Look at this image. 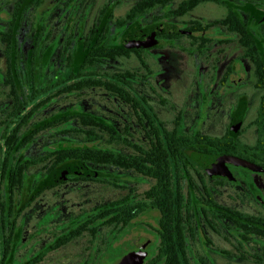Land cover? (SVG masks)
I'll list each match as a JSON object with an SVG mask.
<instances>
[{
	"label": "flooded vegetation",
	"instance_id": "1",
	"mask_svg": "<svg viewBox=\"0 0 264 264\" xmlns=\"http://www.w3.org/2000/svg\"><path fill=\"white\" fill-rule=\"evenodd\" d=\"M176 2L132 20L126 17L128 9L121 15V0H0V264H112L131 251L146 252L140 264H149L163 260L160 248L165 243L176 247L170 260L221 264L216 256L227 252L215 239L228 241L223 234L228 231L230 245L237 242L238 212L264 216L263 51L259 46L258 72L253 48L243 46L227 20L223 22L225 7L208 3L224 9L221 17L211 18L200 13L207 4L174 14ZM145 15H151L148 22ZM241 17L253 37L252 17ZM217 25L224 28L219 37L214 35ZM79 34L84 56L78 64ZM161 49H175L182 62L191 61L185 83L190 85L192 78L205 105L203 94L211 91V83L223 93L232 87L230 121L223 132L184 131L185 111L170 89L177 88L175 81L157 87V77L166 70L155 62L162 53L154 59L151 51ZM222 58L229 59L226 69L212 81L210 67L217 73ZM107 61L130 65L112 72L95 68ZM243 61L248 69L237 67ZM181 71L177 69L178 77ZM246 76L249 81L241 85ZM93 78L120 84L121 99L92 87ZM92 90L121 102L135 129L128 120L117 129L110 117L73 108L44 117L60 99H76ZM249 103L253 108L247 116ZM161 112L170 113L171 120ZM200 112L202 118L207 115L204 108ZM82 117L104 120L121 134V147L110 141L111 150L121 148L126 155L131 148L126 141L133 142L138 165L83 158L79 150L100 147L85 137L81 146L59 142L46 148L39 141L46 131L84 134L92 127ZM173 133L229 137L231 147L221 149L219 142L215 152L204 151L203 142L186 145L174 156L170 143H158L159 137ZM159 147H165L167 158L159 162L145 156L144 151L156 156ZM211 156H232L255 167L225 161L215 169L208 162ZM142 165L149 166V174L146 166L140 170ZM106 168L111 171L104 172ZM227 190L230 204L219 199ZM128 231L134 236L121 249V237Z\"/></svg>",
	"mask_w": 264,
	"mask_h": 264
},
{
	"label": "rangeland",
	"instance_id": "2",
	"mask_svg": "<svg viewBox=\"0 0 264 264\" xmlns=\"http://www.w3.org/2000/svg\"><path fill=\"white\" fill-rule=\"evenodd\" d=\"M130 1V2H129ZM134 0H121V15L124 14V12L130 7L131 3H133ZM255 0H233V2L226 1L227 4L230 6H238L240 8L244 9H250L249 12H256L255 9ZM86 11L82 12V15L84 17L86 15ZM202 14L205 15H210L211 18H218L221 17L224 14V9L220 7H216L213 4H207L204 5L203 8L201 9ZM83 18V17H82ZM144 21L148 22L149 19H151V15H145L144 16ZM140 20V19H139ZM80 23V28H79V33L82 34L84 32V20L81 19ZM145 22H139L137 24H143ZM178 24V23H177ZM218 29L216 31L215 37H219V32H223L222 27L220 25H217ZM132 28V27H129ZM136 28V27H135ZM79 34V42L77 46V63H81V60L84 56V51L81 43V35ZM255 34L259 37V46L261 47L263 51V56H264V25L261 24L260 26H256ZM223 37V35L221 36ZM181 44V42H177V44ZM153 53V54H152ZM162 53V57L155 59L154 54H159ZM152 57L155 59V62L157 63V67L162 68L163 71L166 70V74L164 76L159 75L157 77V87L161 89V85H167L169 87L171 81H175L174 86L176 87H171L172 89L174 99L177 101V104L184 108L185 111V118H184V131L185 132H192V131H201L204 133H209V134H219L220 132H223L224 129L226 128L227 124L230 121V112L232 109V104H231V92H232V87L226 86V92L223 93L221 91L220 87L218 84H212L211 83V88L210 92L207 93V90L204 92L203 96L208 98V103L205 105V102L201 98V94L198 93L197 91V84L192 81V78L190 79V85L185 83L186 77L191 74V61L188 62L186 60H183L179 56L177 50L175 49H161L157 51H151ZM155 55V57L157 56ZM229 59H221L220 62L216 65V72L215 73L213 70H211L210 67V72H212V75L214 78H212V81L214 79H218L220 73L222 74L223 71L226 69V65L228 64ZM129 62H122L121 64L118 61H107L104 64H98L95 68L97 70L101 71H115L120 68H125L126 66H129ZM237 67H240L242 70L243 69H248V64L247 62H242V64L237 65ZM183 69L184 71H181L182 75L181 77L177 76V69ZM244 77V76H242ZM246 76L244 81L242 82L241 85L245 84L246 81H249L250 77ZM240 85H238L239 87ZM221 91V92H220ZM162 92V91H161ZM171 93L167 94L162 92V95L170 97ZM72 100V101H71ZM60 99L58 103L51 105L48 107L45 111V118L49 117L50 115L54 114L55 112H68L70 111L71 108L75 109L78 112H85L90 115H94L97 117L101 118H108L110 117L112 122L114 123V126L119 129V127L123 126V122H127V120L130 122L132 127L133 121L131 118L127 115L126 109L121 102L117 101L114 98H110L107 94L102 93L101 91L98 90H92L89 91L86 95L82 96H77L76 99ZM250 104V103H249ZM206 109L207 110V115L202 118L201 117V110ZM253 108V104L251 103L248 108L247 116H250L251 114V109ZM164 118H166L167 114L170 113H164L161 112ZM126 116V117H125ZM246 116V118H247ZM168 122L171 120V116L167 115ZM75 124V123H74ZM73 124V125H74ZM76 127H81L79 123H76ZM135 129V127L133 128ZM62 132V131H60ZM59 133V132H58ZM53 134L55 137H53ZM83 134L78 135L77 137L75 134H69V133H54V131H46L42 134L40 138V142L45 144V147L47 148L48 144H54V143H59L62 142L64 145L68 144H73L74 146L81 144L79 142H82L83 140ZM63 139V140H62ZM67 140V141H64ZM71 142V143H70ZM108 143H111L107 138L103 140H98L95 145H98L103 148H109L113 149V145H108ZM91 145V144H89ZM102 170V168L100 169ZM104 172H110V169H103ZM94 174H98L99 171H94ZM145 186H148L145 185ZM112 194L110 193L109 196ZM219 199L223 201L224 203L230 204V191L227 190L221 196H219ZM242 206V204L238 205ZM257 207V206H256ZM244 208V207H243ZM245 209V208H244ZM223 234L228 238V241H225L221 237H218L215 239L216 245L223 249V251L227 252L225 255H217L216 258L220 260L221 264H255L253 261H255L253 258L250 257V255H253L254 253L262 252V248L264 247V238H253L250 241H245L243 240L238 234L236 235L237 237V242L235 240H231L233 242L231 245L229 243L230 241V236L228 234V231H223ZM140 235L142 237H147L149 238V234L146 232H141ZM134 236L133 232L128 231L126 232L125 235L121 237V249L127 246L128 242H130L131 237ZM151 239V238H150ZM250 255H248V254ZM242 257H245L243 259Z\"/></svg>",
	"mask_w": 264,
	"mask_h": 264
},
{
	"label": "trees",
	"instance_id": "3",
	"mask_svg": "<svg viewBox=\"0 0 264 264\" xmlns=\"http://www.w3.org/2000/svg\"><path fill=\"white\" fill-rule=\"evenodd\" d=\"M171 0H137L135 1L127 10L126 17H130V19L134 20L138 14H143L149 10L154 8L164 7L167 2ZM226 1L233 2L232 0H177L176 6L174 7V14H186L188 11L192 10L196 6L208 3H216L222 5L226 8L225 16L223 17V22H227V25L234 30L238 36L239 41L243 46L252 47L254 52V64L257 67L258 72H262V59L257 52L259 48V38L255 34L256 26H260L264 23V0H255V9L256 12H249L250 9H242L238 6H230ZM245 15L248 17H252L253 20V32L254 36L251 37L249 35V25L246 19H243L241 16ZM80 72H78L79 74ZM94 88H102L107 92H112L115 96L121 99V85L118 83L105 82L103 80H99L96 78L92 79ZM81 122L84 125L92 127L84 132V137L86 138V142H97L98 140L108 139L112 143H115L119 147H121V134L117 133L116 130L112 127H109L104 120H98L93 117H82ZM160 136V135H159ZM165 139L158 138V143H170L172 146V150L177 156L181 154V149L187 146H194L198 143H203L207 146L204 148V151L215 152L216 144L222 142L221 149L227 150L231 147V139L229 137H223L221 139L208 136V135H188L182 136L180 134H170L166 135ZM168 138V139H167ZM126 143L131 145V148L126 155L121 154V148L117 150L105 149L102 147H93L87 148L81 151L79 155L83 158L92 159L94 162L99 163H109L115 166H121V164H126L127 167L138 165L137 158L135 155V145L133 142L126 141ZM83 151V152H82ZM149 151H144L146 157L154 158L156 157L160 162L163 158H167L164 153L166 152L165 147H159L156 156H150ZM147 168V174L150 173L149 166L145 165ZM144 165L141 166L140 170L143 172ZM150 194V189L147 191V196ZM128 201H126V205ZM115 206L118 205L117 202L114 203ZM237 224H238V235L245 241H250L253 238H264V216H256L249 215L246 213L238 212L237 214ZM131 216V214L126 215V219ZM176 247L165 243L160 248V255L163 256V260L160 261H152L149 264H187L183 263L178 259L170 260V255L175 254ZM248 254V253H247ZM250 255V254H248ZM255 261V264H264V247L262 248V252L254 253L250 255ZM168 258V259H167ZM246 260L245 257H242Z\"/></svg>",
	"mask_w": 264,
	"mask_h": 264
},
{
	"label": "water",
	"instance_id": "4",
	"mask_svg": "<svg viewBox=\"0 0 264 264\" xmlns=\"http://www.w3.org/2000/svg\"><path fill=\"white\" fill-rule=\"evenodd\" d=\"M225 161L235 164H241L244 167H250L251 169H254L253 167H255V165H253L252 163L232 156H211L208 162L210 167L217 169L219 168V166L223 165ZM145 256L146 252L131 251L122 255L112 264H140Z\"/></svg>",
	"mask_w": 264,
	"mask_h": 264
}]
</instances>
